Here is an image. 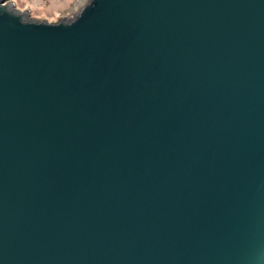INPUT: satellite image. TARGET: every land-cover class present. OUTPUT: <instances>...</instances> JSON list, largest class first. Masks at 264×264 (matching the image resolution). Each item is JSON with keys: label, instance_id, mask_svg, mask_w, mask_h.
Masks as SVG:
<instances>
[{"label": "water", "instance_id": "95a60500", "mask_svg": "<svg viewBox=\"0 0 264 264\" xmlns=\"http://www.w3.org/2000/svg\"><path fill=\"white\" fill-rule=\"evenodd\" d=\"M0 0V264H264V0Z\"/></svg>", "mask_w": 264, "mask_h": 264}, {"label": "rangeland", "instance_id": "374dc122", "mask_svg": "<svg viewBox=\"0 0 264 264\" xmlns=\"http://www.w3.org/2000/svg\"><path fill=\"white\" fill-rule=\"evenodd\" d=\"M76 0H11L16 13L30 15L32 21H56L61 12L73 10Z\"/></svg>", "mask_w": 264, "mask_h": 264}]
</instances>
